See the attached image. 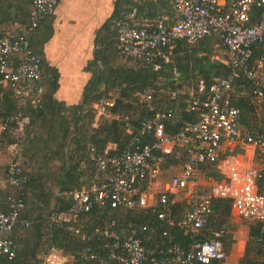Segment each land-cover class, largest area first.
<instances>
[{
    "label": "built area",
    "instance_id": "built-area-1",
    "mask_svg": "<svg viewBox=\"0 0 264 264\" xmlns=\"http://www.w3.org/2000/svg\"><path fill=\"white\" fill-rule=\"evenodd\" d=\"M58 1L29 0L24 31L0 35V85L9 87L17 108L0 116V148L11 157L5 180L17 193L0 196V264L2 259L13 258L14 225H29L20 218L23 203L18 194L27 182L17 162L21 135L28 123L23 109L40 105L45 92L41 60L26 40L53 15ZM157 1L169 7L170 17L149 21L134 7L119 11L112 25L117 55L156 73L172 60L176 49L209 38L220 46L222 58L215 61L227 74L181 84L173 72V89L135 93L136 103L145 110L136 117V125L129 115L110 112L114 97L93 104L96 119L121 123L127 142L120 151L114 144H107L102 152L89 148V161L98 172L95 182L69 193V206L45 219L49 225L79 235V217L96 206L144 210L169 227L171 206L180 201L186 209L176 226L190 237L185 249L174 242L167 228L159 232L162 245L151 247L144 246L134 231L118 237L105 228L95 236V250L85 249L81 258L96 264H224L227 232L209 226L212 200H228L229 217L259 223V237H264V194L257 193L261 171L253 162L254 158H264V136L239 129V112L230 100L233 84L240 76L249 83L254 102L264 99V0ZM177 109H182L188 119L169 133ZM170 161L180 166L179 172L161 182V168ZM207 166L220 178L214 181L204 177L208 185L203 188L197 184L198 169ZM158 229L139 227L149 236ZM40 260L41 264H63L66 258L50 246Z\"/></svg>",
    "mask_w": 264,
    "mask_h": 264
},
{
    "label": "trees",
    "instance_id": "trees-1",
    "mask_svg": "<svg viewBox=\"0 0 264 264\" xmlns=\"http://www.w3.org/2000/svg\"><path fill=\"white\" fill-rule=\"evenodd\" d=\"M154 6L155 3L149 0L146 4L135 3L132 0H113L111 14L99 27L93 40L91 58L83 67L89 78L82 86L77 102L66 103L57 100L54 97L56 86L50 87L43 78L45 92L40 105L36 108L24 107L23 112L28 116V123L24 126L21 135L17 162L27 182L18 194L23 203L20 218L27 220L29 225L26 228L20 224L14 225L13 258L2 259L1 264H41L40 255L50 246L58 250L66 259L70 258V261L65 260L63 264H96L94 261L82 259L81 253L85 249L95 250L98 245L95 236L105 228L118 237L127 236L134 231V235L140 237L146 247H151L155 243L162 245L164 240L159 236V232L165 228L181 248L185 249L190 242V237L176 226L183 209H186L180 201H175L171 206L172 224L169 227L144 210H109L96 206L79 217L77 224L79 235L49 225L45 219L50 213L65 210L69 206V193L81 188L85 189L91 182H95L98 172L89 161V148H93L95 152H102L107 144H114L116 151H120L127 142L128 135L124 133L121 123L104 117L96 119L92 109L93 104L111 98L108 93L116 89L114 108L110 112L127 114L132 124L136 125V117L145 114V110H141L144 108L136 103L135 93L173 89L171 87L173 72L178 74L177 81L181 84L193 78L207 81L212 76L227 74L224 66L205 57L210 50L209 38L187 48L176 49L172 60L164 64L156 73L133 66L128 61L116 67L110 65L104 51L111 49L114 55L118 56L110 38L113 36L111 26L119 11L134 7L144 18L152 21L158 17L154 14ZM28 11L29 0H0V24L7 23L2 26L0 35L21 34L27 24ZM13 23L17 26L12 27ZM49 35L50 31L46 32L38 45L43 44ZM97 43L102 48L94 49ZM28 46L31 52L38 56L31 42ZM40 65L42 76L55 74L54 70L47 68L42 62ZM242 92L244 95L240 94ZM249 95L250 85L240 76L233 84L230 96L231 104L239 112L238 127L264 136V99L259 102L261 103L259 113L255 109L256 102ZM16 110L15 100L9 87L0 85V116L11 114ZM185 119H188V116L182 109L175 110L169 133L176 131L179 123ZM5 168L6 165L3 170V180L6 185L5 188L0 189L2 197L17 194L5 180ZM204 172L214 181L220 178L210 166L205 167ZM51 201L53 203L50 205ZM211 208L209 226L223 229L229 219L228 200L214 199L211 201ZM111 223L112 226H109ZM144 225H152L160 229L155 235L149 236L139 230V227ZM259 225L257 222L248 221L243 253L237 264H264V237H259ZM230 244V234H227L223 240L225 254Z\"/></svg>",
    "mask_w": 264,
    "mask_h": 264
},
{
    "label": "crops",
    "instance_id": "crops-1",
    "mask_svg": "<svg viewBox=\"0 0 264 264\" xmlns=\"http://www.w3.org/2000/svg\"><path fill=\"white\" fill-rule=\"evenodd\" d=\"M149 1L155 3L153 11L156 16L170 17V9L166 4L157 0ZM112 3L113 0H59L53 15L42 21L30 38L29 43L31 42L33 50L38 53L43 65L55 71V74L50 76L53 79L52 85H50V82L49 85L50 87L56 86L54 97L57 100L75 103L79 99L80 90L89 78V74L83 71V67L91 58L93 40L99 27L111 14ZM161 5L166 7L165 11L160 8ZM26 8L28 9V4H26ZM48 31H50V35L47 40L43 44L38 45L42 39L41 37ZM110 39L112 40V37ZM51 48L56 49V51L59 49L58 58L51 54ZM100 48L102 46L99 43L94 46V49ZM108 52L109 54H107ZM104 55L112 66L116 67L125 63L124 60L122 62L114 55L111 49L110 51H104ZM216 59L215 57L213 62H216ZM239 129L245 130L241 127ZM245 149L247 150L246 147ZM253 162L261 171L257 193L264 194V158H254ZM169 163L173 162L170 161ZM204 170L205 168L198 169L197 179V184L203 188L208 185L204 177H210L205 174ZM3 182L5 181L3 180ZM2 188H4V184L0 181V189ZM228 221L229 223L248 222L246 220L231 219L230 217ZM245 225L246 240L248 224L246 223ZM232 240L234 241V238ZM244 243L245 241H242L239 246L237 243L231 245L230 250L225 255L224 264H237L238 259L242 256Z\"/></svg>",
    "mask_w": 264,
    "mask_h": 264
},
{
    "label": "rangeland",
    "instance_id": "rangeland-1",
    "mask_svg": "<svg viewBox=\"0 0 264 264\" xmlns=\"http://www.w3.org/2000/svg\"><path fill=\"white\" fill-rule=\"evenodd\" d=\"M132 2H135V3H144L145 2V4H146L148 2V0H134ZM160 8L162 10H164V11L166 10V7L163 6V5H161ZM6 24L7 23H5V22L3 24H0V29L3 28L2 26L6 25ZM41 38H43V36ZM51 51H52L51 54H54V56H56V58H58V54L60 53V52H58L59 49H58V51H56V49H52L51 48ZM209 52L210 53H207V55H205V57H207L211 61H214L215 57L217 59H221L222 58V50H221V48L218 46L217 43H215L213 41L212 42L210 41V51ZM118 58L122 62H123V60L126 61L123 58H120V57H118ZM108 95L110 97L117 96V90L114 89L113 92H109ZM241 95H244V93L242 92ZM255 106H256L255 107L256 111L260 113L261 103H256ZM10 158L11 157H10L9 153H7L3 149L0 150V181L2 182V184H4V188H5L6 184L3 182V179H4L3 178V170H4V166L9 162ZM179 169H180V166L176 162L169 163L163 169L161 168L160 181L161 182L166 181L170 176H172L174 174H177L179 172ZM93 182H91V183H93ZM91 183L86 188H88L91 185ZM52 203L53 202L51 201L50 205ZM228 223H229V221H228ZM228 223H227V225L225 227H223V230H225L227 232V234L231 235V237H230V240H231L230 248H231V245L233 243L234 244L237 243V245L239 246L242 241H245V236H246V228H245L246 225L245 224L246 223L248 224V222H246V223H241V222L230 223L232 225H229ZM232 238H234V241L232 240ZM68 261H70V258L66 259V262H68Z\"/></svg>",
    "mask_w": 264,
    "mask_h": 264
},
{
    "label": "flooded vegetation",
    "instance_id": "flooded-vegetation-1",
    "mask_svg": "<svg viewBox=\"0 0 264 264\" xmlns=\"http://www.w3.org/2000/svg\"><path fill=\"white\" fill-rule=\"evenodd\" d=\"M43 78H44V79L47 81V83L49 84L51 77L48 76V75H46V74H43Z\"/></svg>",
    "mask_w": 264,
    "mask_h": 264
},
{
    "label": "water",
    "instance_id": "water-1",
    "mask_svg": "<svg viewBox=\"0 0 264 264\" xmlns=\"http://www.w3.org/2000/svg\"><path fill=\"white\" fill-rule=\"evenodd\" d=\"M30 38H31V36L27 37V40H26L27 41V44H29ZM52 81H53V79L51 78L50 79V85H52Z\"/></svg>",
    "mask_w": 264,
    "mask_h": 264
}]
</instances>
